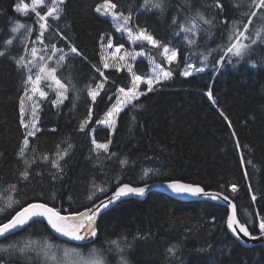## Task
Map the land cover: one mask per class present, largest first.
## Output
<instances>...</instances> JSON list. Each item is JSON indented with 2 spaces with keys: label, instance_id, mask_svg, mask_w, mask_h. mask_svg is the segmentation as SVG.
I'll return each instance as SVG.
<instances>
[{
  "label": "trees",
  "instance_id": "16d2710c",
  "mask_svg": "<svg viewBox=\"0 0 264 264\" xmlns=\"http://www.w3.org/2000/svg\"><path fill=\"white\" fill-rule=\"evenodd\" d=\"M112 2L125 14L131 10L134 24L146 29L155 39L165 43L171 41L170 46L178 51L179 64V67L168 65L157 50L149 46H134L165 70L171 68L173 76L155 87V91L141 89L147 94L122 110L116 117L113 132L99 126L97 121L115 103L117 88L129 86L131 78L125 70L117 72L115 68H104L101 46L106 40H111L115 46L123 44L128 47L129 44L116 32L109 19L94 11L103 0H66L62 18L49 20L52 28L45 34L44 44L36 40L39 25L35 23V14L29 11L25 15L14 10L21 3L31 6V0H0V49L11 37L10 28L16 21L33 28L30 35L21 29L7 54L0 56V205L8 195L5 190L12 184L17 185L18 191L12 195L20 205L46 201L50 206L75 211L89 204L86 197L94 191L93 185L108 188L109 195L120 183L140 186L180 179L198 184L206 191H226L237 206L238 218L241 222L251 220L248 225L251 234L259 236L258 216H264V44L254 46L239 63L234 57L232 63L223 61V67L218 71L212 65L222 52L209 56L204 72L187 78L179 74L185 67L186 57L187 63L194 68L203 67L200 53L207 55V49L226 44L232 22L240 20L247 7L238 6L240 0H220V9L214 7L216 0H191L195 7L209 5L204 11L209 18L215 17L216 27L210 28V35L209 26H204L205 30L196 37L197 46L189 48L183 34L179 37L173 35L177 29L171 24L172 17L177 14L183 21L187 9L181 6L185 0H168L163 16L139 10L142 0ZM44 10L40 9L42 13ZM246 22V19L242 20V23ZM259 23L254 20L251 29L259 27ZM237 27L242 30V24ZM57 32L59 35L55 34ZM69 43L81 53L80 56L70 55L58 70V77L64 78L62 82L70 77V90L67 99L58 106L52 104L56 99L52 90L48 91L47 99L39 101L37 126L40 131L35 137H28L25 152L26 159H35L36 162L29 169V179L23 181L20 173L25 165L17 155L26 134L20 124L23 74L17 71L12 57L28 56L25 44L29 50L32 47L43 50L55 44L68 52ZM39 54L45 56L47 65L56 67L59 53L51 60L47 59L52 55L50 50L39 51ZM248 60L255 61L257 67H251ZM98 68L104 72L107 81L93 102L87 86L95 88L96 82L104 80ZM133 70L144 76L149 64L145 59H138ZM210 87L215 104L205 94ZM89 108L92 110L91 119L84 131H79L80 124L88 118ZM219 110H223L228 120L220 115ZM228 121H231V128ZM93 138L99 143L110 139V152L116 156L108 159L103 151L99 154L92 151ZM69 144L72 147L68 154L59 160L62 171L57 172L51 161ZM45 155L49 157L47 161L42 159ZM241 155L246 162L251 160L252 165L246 163L241 167ZM122 159L127 160L124 166L120 164ZM149 169L158 170L159 174L143 178L144 171ZM245 170L248 179H245ZM231 184L237 185L235 193L231 192ZM252 194L256 195V202L251 200ZM20 205L0 214V221L14 215ZM226 215L227 210L216 204L183 203L153 192L144 200L119 202L104 213L98 220L99 239L94 244H87L82 251L87 252L94 246L106 247V240L118 238L120 233L127 241H132L139 232L147 237L133 242L132 264H209L210 261L212 264H264V244L247 248L236 241L224 225ZM28 238H49L55 243L78 246L54 238L45 223L31 224L0 244ZM170 246L176 248L171 257L166 252Z\"/></svg>",
  "mask_w": 264,
  "mask_h": 264
},
{
  "label": "snow or ice",
  "instance_id": "6c2138e0",
  "mask_svg": "<svg viewBox=\"0 0 264 264\" xmlns=\"http://www.w3.org/2000/svg\"><path fill=\"white\" fill-rule=\"evenodd\" d=\"M66 0H31V6L21 3L15 6V11L18 13H23L25 15L31 13L35 14L36 21L39 25V32L36 36V40L40 44H44L45 34L52 28L49 20L59 21L64 15ZM168 0H142L139 10L144 12L159 13L161 16L167 11ZM240 7H247V11L241 13L240 20H234L231 24L226 39L227 43L223 46L217 45L216 49H207V55L203 52L200 53L202 57L201 63L203 67L194 68L192 64L187 63V57L185 58V67L179 72L183 77H190L193 72H204L205 67H207V61L209 56L214 52H222L218 60H215L212 65L215 70H219L223 67V61L227 60L228 63H232V58H236V62L244 60L246 56L250 54L254 46L264 44V0H240ZM205 7L209 5H202L201 7H195L191 0H185L181 8L187 9V14L185 15L183 21L179 19V14L174 15L171 20L172 26L177 30L174 31L173 35L179 37L183 34V39L189 48L197 46L196 37L200 32L204 31V26H209L210 28L216 27L214 23L215 17L209 18V16L204 11ZM214 7L217 9L222 8L220 0H216ZM40 9H45L43 13ZM118 5L112 0H103V3L98 4L94 11L100 16L110 18L116 31L127 33L128 39L132 42H144L146 41L148 45H151L153 49H156L158 54L162 56L163 61L168 65L176 64L179 67L178 61V51L171 47V41L165 43L159 41L153 37L152 34L148 33L146 29L140 28L139 25L134 24V18L132 11L129 10L127 14L123 11H118ZM138 10V11H139ZM246 19V23H242V20ZM254 20H259V27L251 29V25ZM242 24V30H240L237 25ZM24 29L25 34H32L33 28L20 21H16L14 26L10 28L11 37L3 42V49H0V56H4L9 51L10 47L14 44L16 40V34ZM251 29V30H250ZM59 35V33H55ZM223 38V34H222ZM61 39H66V37L61 36ZM248 41V43H245ZM21 43H24L21 41ZM35 43V41H33ZM68 52L64 49L57 48L55 44H51L49 48L38 50L36 47H32L30 50L25 44V50L28 51L29 55H20L18 57H12L13 62L16 66L18 72L23 74V86L24 95L20 98V124L26 129V134L23 143L17 153L18 158L24 163L25 168L20 173V179L27 181L30 177L29 169L36 162L35 159H26L25 152L27 150L29 140L28 137H35L40 131L37 126L38 109L40 107V100L48 98V91L50 89L55 92L56 99L52 101L53 106H58L67 99V93L69 92V85L71 83L70 77L66 82H62L63 77H58V70L64 66L65 62L69 59V56L74 54L75 56H80L81 53L72 44H68ZM107 47L109 49L113 48V43L111 40L108 41ZM124 45L121 44L115 48L112 52L111 60L113 63H104V68L115 67L116 71L119 72L122 68H126L130 75V85L127 87H118L115 100L116 102L108 109L106 113V118L103 121H97V123H102L107 125L109 128L116 127V117L122 112V110L127 105H132L133 101L139 100L140 96L146 95L147 92L155 91L154 85H160L162 81H167L173 76V70L168 68L165 70L160 65H155L153 69V74L148 77H143L138 75L133 70V65L128 62V57L135 60L137 56H143L144 52L130 53L123 52L121 50ZM50 50L52 55L47 56L48 60H51L54 55L59 53V58L56 61V67H52L46 64V58L44 55H40L39 51ZM29 56L31 58H29ZM154 63V61H153ZM251 67H257L255 61L248 60ZM97 71L100 73L101 77H104V72L99 68ZM107 77H104L103 81L96 82L95 88L91 85L87 86L88 96L93 102L97 100L100 96L101 91L105 88V83ZM144 84L147 86V92L140 91V86ZM43 85V86H42ZM209 100L215 104V99L212 94L211 87L205 93ZM39 97V100L36 97ZM31 104V111L29 112L26 108V104ZM141 105H133V107H138ZM220 115L228 120L223 110H219ZM92 110H88V118L80 124L79 131H84L88 120L91 119ZM29 119H25V117ZM134 119V118H133ZM228 126L231 128V121H228ZM55 131V129H53ZM233 137L236 136L235 131L232 133ZM111 140L109 139L106 143H99L95 138L92 139V151L99 154L101 151L107 154V158L111 159L116 156V153L110 152L109 145ZM59 147V146H58ZM72 145L69 144L68 148L64 149L62 152H57V158L52 160V167L61 172L62 168L59 164V160H62L65 155L68 154V150L71 149ZM236 148L239 151L240 145L237 141ZM43 160L47 161L49 157L47 155L42 157ZM241 167H244L247 163L252 165V161H245L243 155L240 157ZM121 166L127 164L126 159L120 160ZM150 174L158 175V170L153 172L152 170H145L143 173V178H147ZM245 179H248V172H244ZM53 175V179H55ZM167 190L174 196H191V197H204L213 201L223 200L227 202V206L231 211L226 215L224 220V225L226 229L231 233L236 241L242 238H248L250 240H257L259 237H264V216H258V229L259 237L251 234L248 225L252 223L251 220H246L241 222L237 215V206L233 203L232 198L227 194L226 191L217 190L214 192L205 191L204 187L184 182L180 179H168L163 185ZM150 185L144 183L142 186H133L129 183H120L116 186L115 190L111 192L110 195L107 193L109 189L106 187H100L93 185L94 191H90L86 199L89 202L88 205L84 206L82 210L77 209L75 211H68L63 208H57L54 205L50 206L46 201H33L28 202L24 205H20V202L15 199L13 193L18 191L17 185L12 184L9 189L5 190L8 192L5 202L0 205V214L7 212L9 209H13L14 205H20L19 210L15 211V214H10V218H5L0 221V238L7 240L9 236H15L17 231H23L26 227L34 223L43 224L46 221V225L55 234L60 237H65L69 241L83 242L77 247L68 248L66 246L54 245L51 243L49 238L43 239H17L11 241L7 244H0V264H66V258L69 256L73 257L72 264H132L130 259V253L133 248V242L136 240L146 239L147 234L141 235L139 232L132 237V241H127L124 239V234H118V238L106 240V247H92L87 250V252L82 251V248L87 244H94L95 240L99 239L98 235V217L102 214V210L108 209L110 206L115 205L118 202H122L123 199L130 196L143 197L146 194ZM221 189L224 188L222 184ZM231 192L235 193L237 191V185H230ZM249 192H252L251 186H249ZM103 196V199H99ZM71 199V198H69ZM251 200L256 202L257 197L255 194L251 195ZM175 246H170L166 252L169 257L175 254ZM203 251V250H199ZM209 264H212L210 261Z\"/></svg>",
  "mask_w": 264,
  "mask_h": 264
},
{
  "label": "water",
  "instance_id": "95a60500",
  "mask_svg": "<svg viewBox=\"0 0 264 264\" xmlns=\"http://www.w3.org/2000/svg\"><path fill=\"white\" fill-rule=\"evenodd\" d=\"M165 182H155V183H150L148 185H150L149 189L146 190V194L145 196L143 197H136V196H130L128 198H125L123 199L124 200H129V199H137V200H144L146 198V196L149 194V193H158V194H162V195H165V196H168L178 202H183V203H186V202H208V203H212V204H216V205H219V206H222L224 207L226 210H227V213L229 211H231V209L228 208L227 206V202L223 201L222 199L221 200H216V201H213V200H210V199H207V198H204V197H191V196H174L170 193L169 190L166 189V187H164ZM142 186V185H140ZM206 191V190H205ZM209 192H214V191H209ZM111 194V193H110ZM109 194V195H110ZM103 199V198H102ZM119 203V202H118ZM116 203V204H118ZM115 204V205H116ZM115 205L113 206H110L108 209L106 210H102V214L98 217V220L100 219V217L106 213L108 210H110L112 207H114ZM45 225H46V221L44 222ZM47 227V225H46ZM47 229L49 230V232L53 235L54 238H56L57 240L61 241V242H64V243H67V244H73V245H80L82 244L83 242H75V241H69L67 238L65 237H60L58 236V234H55L50 228L47 227ZM228 231V230H227ZM21 231H17V233H19ZM229 232V231H228ZM16 233V234H17ZM230 233V232H229ZM231 234V233H230ZM11 237V236H9ZM8 237V238H9ZM259 237V236H258ZM234 238V237H233ZM235 239V238H234ZM4 239L0 238V242L3 241ZM239 243H241L243 246L249 248V247H252V246H255V245H260V244H264V237H259V239L253 241V240H250L248 238H242L241 240L238 241Z\"/></svg>",
  "mask_w": 264,
  "mask_h": 264
},
{
  "label": "rangeland",
  "instance_id": "374dc122",
  "mask_svg": "<svg viewBox=\"0 0 264 264\" xmlns=\"http://www.w3.org/2000/svg\"><path fill=\"white\" fill-rule=\"evenodd\" d=\"M29 9H30V6H29ZM102 17H104V16H102ZM104 18H106V17H104ZM107 19H109V20L111 21L110 18H107ZM111 23H112V21H111ZM112 24H113V23H112ZM113 27H114V25H113ZM114 29L116 30L115 27H114ZM116 32H117L119 35H121V36H122V37L128 42V44H129L128 47H124V48L121 50V53H120V54H123V52H125V51L130 52V53H133V54L141 52V51H139V50L137 51V50L134 49V46H135L136 44H138V45H146V46L151 47V45H148L146 41H144V42H142V43H141V42H132V41H130V40L128 39L127 33H123V34H122L121 32H118V31H116ZM108 41H109V40L104 41V42L102 43V46H101V56H102L103 65H104L105 62L109 63L110 65L113 63V61L111 60V55H110V54H111L112 52L115 51V48H116V47H118V46H115V45L113 44V48L109 49V48L107 47ZM245 43H248V41H245ZM151 48H152V47H151ZM141 58H142V59H145V60L148 62V64H149V70H148V72L146 73V75H144L143 77L151 76V75L153 74V69H154L155 65H157V64L153 63V61H152L151 59L147 58L145 55H143V56H137V58H136L135 60H132L131 57H128V62L131 63V64L133 65L134 62H135L136 60L141 59ZM109 68H115V67H109ZM122 70L127 71L126 68H122ZM195 73H197V72L194 71L193 74H195ZM164 83H166V81H162L160 85H154V88L157 87V86H161V85L164 84ZM42 86H43V85H42ZM141 89H146V90H147V86L144 85V84H142V85L140 86V90H141ZM45 90H46V91H49L50 89H47V88L45 87ZM36 99L39 100L38 95H37ZM115 102H116V101H115ZM26 108H27V110L30 112V111H31V104H30V103H27V104H26ZM105 118H106V114H105V116H104L100 121H103ZM25 119L27 120V119H29V117L26 116ZM36 123H37V121H36ZM98 125L101 126V127H104V128L109 129L111 132H113V130H114L113 128H109L107 125L102 124V123H99ZM25 130H26V129H25ZM51 243L54 244V245H60V246H66V247H68V248H72V246H67V245L60 244V243H55V242H52V241H51ZM72 261H73V257H72V256H69L68 258H66V264H72Z\"/></svg>",
  "mask_w": 264,
  "mask_h": 264
}]
</instances>
